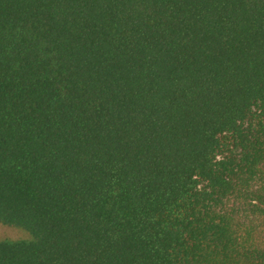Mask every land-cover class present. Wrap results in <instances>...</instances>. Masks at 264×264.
Here are the masks:
<instances>
[{"label":"trees","instance_id":"1","mask_svg":"<svg viewBox=\"0 0 264 264\" xmlns=\"http://www.w3.org/2000/svg\"><path fill=\"white\" fill-rule=\"evenodd\" d=\"M0 264H264V0H0Z\"/></svg>","mask_w":264,"mask_h":264},{"label":"rangeland","instance_id":"2","mask_svg":"<svg viewBox=\"0 0 264 264\" xmlns=\"http://www.w3.org/2000/svg\"><path fill=\"white\" fill-rule=\"evenodd\" d=\"M30 237L31 236L27 230L20 227L5 225L0 222V240L28 239Z\"/></svg>","mask_w":264,"mask_h":264}]
</instances>
